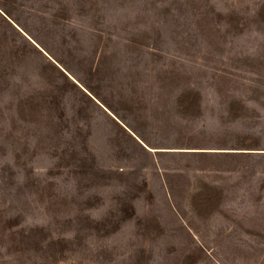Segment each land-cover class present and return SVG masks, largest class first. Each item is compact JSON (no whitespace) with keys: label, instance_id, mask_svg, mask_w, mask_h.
I'll return each mask as SVG.
<instances>
[{"label":"rangeland","instance_id":"obj_1","mask_svg":"<svg viewBox=\"0 0 264 264\" xmlns=\"http://www.w3.org/2000/svg\"><path fill=\"white\" fill-rule=\"evenodd\" d=\"M0 264H264V0H0Z\"/></svg>","mask_w":264,"mask_h":264},{"label":"water","instance_id":"obj_2","mask_svg":"<svg viewBox=\"0 0 264 264\" xmlns=\"http://www.w3.org/2000/svg\"><path fill=\"white\" fill-rule=\"evenodd\" d=\"M28 38V37H27ZM29 39V38H28ZM30 40V39H29ZM31 41V40H30ZM37 48H39L33 41H31ZM39 50L41 51V52H43L42 51V49H40L39 48ZM46 56H47V54L45 53V52H43ZM61 69V68H60ZM75 84H77L84 92H86L92 99H94L85 89H83L73 78H71L70 77V75L66 72V71H64L63 69H61ZM95 100V99H94ZM96 101V103H98L106 112H108L97 100H95ZM109 113V112H108ZM110 114V113H109Z\"/></svg>","mask_w":264,"mask_h":264},{"label":"trees","instance_id":"obj_3","mask_svg":"<svg viewBox=\"0 0 264 264\" xmlns=\"http://www.w3.org/2000/svg\"><path fill=\"white\" fill-rule=\"evenodd\" d=\"M65 77V76H64ZM66 80H67V78H66Z\"/></svg>","mask_w":264,"mask_h":264}]
</instances>
